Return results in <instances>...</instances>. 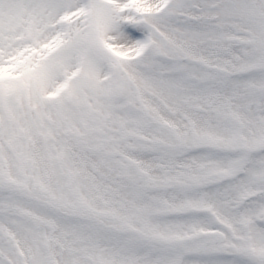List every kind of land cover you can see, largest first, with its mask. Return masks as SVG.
<instances>
[{"label": "snow or ice", "instance_id": "1", "mask_svg": "<svg viewBox=\"0 0 264 264\" xmlns=\"http://www.w3.org/2000/svg\"><path fill=\"white\" fill-rule=\"evenodd\" d=\"M0 264H264V0H0Z\"/></svg>", "mask_w": 264, "mask_h": 264}]
</instances>
